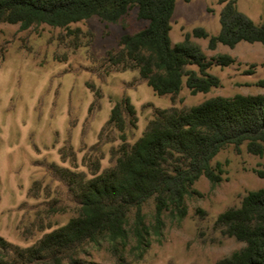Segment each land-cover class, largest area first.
Segmentation results:
<instances>
[{
    "label": "rangeland",
    "instance_id": "rangeland-1",
    "mask_svg": "<svg viewBox=\"0 0 264 264\" xmlns=\"http://www.w3.org/2000/svg\"><path fill=\"white\" fill-rule=\"evenodd\" d=\"M225 1L230 0H177L173 43L198 27L210 36L218 34ZM234 1L241 12L264 26V0ZM146 26L137 8L118 22L92 17L68 28L0 24V236L10 243L31 247L77 215L72 197L51 166L89 177L92 162L98 160L101 171L110 167L113 152L123 143L122 134L103 129L123 97L131 99L137 113L136 125L125 131L132 145L143 136L155 109L192 107L217 96L264 94L258 85L264 79L261 43L210 49L208 38L192 37L208 58L234 59L230 65L208 70L220 80V86L208 93L193 95L184 85L175 99L159 96L138 72L110 71L104 61L108 52L119 48L123 35ZM96 89L101 90L100 99ZM212 164L221 165L222 181L213 186L200 178L194 185L197 194L186 200L183 219L165 212L160 234L153 233L144 244L132 237L117 255L107 242L88 245L81 258L96 264H218L243 248V243L222 236L215 222L225 210L239 206L248 192L264 189L260 175L264 158L250 155L246 145L241 152L229 146ZM146 213L147 224H154L153 208Z\"/></svg>",
    "mask_w": 264,
    "mask_h": 264
},
{
    "label": "trees",
    "instance_id": "trees-1",
    "mask_svg": "<svg viewBox=\"0 0 264 264\" xmlns=\"http://www.w3.org/2000/svg\"><path fill=\"white\" fill-rule=\"evenodd\" d=\"M225 2L218 34L210 36L198 27L177 44L171 38L177 0H0V24L68 28L92 17L118 22L137 8L147 26L123 35L119 48L104 59L106 66L110 71L138 72L157 95L175 99L184 85L193 95L219 87V78L208 70L234 62L229 55L208 58L192 37L208 38L210 49L219 44L234 48L241 42L264 45V26L241 12L234 0ZM258 85L264 88V79ZM95 94L96 99L102 97L100 89ZM136 121L131 99L117 101L103 131L117 129L123 143L103 171L98 160L90 164V177L51 166L77 215L28 248L0 236V264H96L81 258L86 246L107 242L117 255L132 237L144 244L153 233L160 234L165 212L183 219L186 200L197 194L194 185L200 178L213 186L222 181L221 165L212 164L222 150L233 146L241 152L246 145L250 155L264 158V94L217 96L192 107L155 109L143 136L131 145L125 131ZM152 208L154 224H147L146 209ZM215 228L244 244L218 264H264V189L248 192L239 206L221 213Z\"/></svg>",
    "mask_w": 264,
    "mask_h": 264
}]
</instances>
